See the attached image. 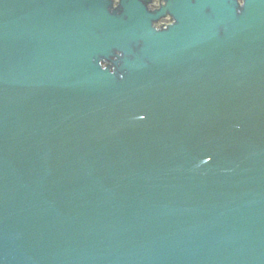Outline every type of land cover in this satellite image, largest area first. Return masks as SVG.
<instances>
[{
    "label": "water",
    "instance_id": "95a60500",
    "mask_svg": "<svg viewBox=\"0 0 264 264\" xmlns=\"http://www.w3.org/2000/svg\"><path fill=\"white\" fill-rule=\"evenodd\" d=\"M0 264H264V0H0Z\"/></svg>",
    "mask_w": 264,
    "mask_h": 264
}]
</instances>
